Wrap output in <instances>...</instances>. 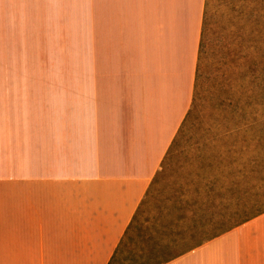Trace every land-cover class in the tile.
Wrapping results in <instances>:
<instances>
[{"label": "crops", "instance_id": "0c3cea01", "mask_svg": "<svg viewBox=\"0 0 264 264\" xmlns=\"http://www.w3.org/2000/svg\"><path fill=\"white\" fill-rule=\"evenodd\" d=\"M80 8L0 0V264H109L192 104L205 0H87L81 126ZM160 264H264V211Z\"/></svg>", "mask_w": 264, "mask_h": 264}, {"label": "rangeland", "instance_id": "374dc122", "mask_svg": "<svg viewBox=\"0 0 264 264\" xmlns=\"http://www.w3.org/2000/svg\"><path fill=\"white\" fill-rule=\"evenodd\" d=\"M87 13L81 0V126L99 95L88 82ZM201 36L187 121L112 264H160L209 229L192 237V228H228L264 208V129L255 125H264V0H205Z\"/></svg>", "mask_w": 264, "mask_h": 264}, {"label": "trees", "instance_id": "16d2710c", "mask_svg": "<svg viewBox=\"0 0 264 264\" xmlns=\"http://www.w3.org/2000/svg\"><path fill=\"white\" fill-rule=\"evenodd\" d=\"M201 38H202V36H201ZM194 93V92H193ZM194 95V94H193ZM193 99H194V97H193ZM193 99H192V101H193ZM186 121H187V116H185V118L183 119V121H182V123H181V125H180V127H179V129H178V131H177V133H176V135H175V137H174V139H173V141L171 142V144H170V146H169V148H168V150H167V152H166V154H165V157H164V159H166L167 158V156H169L171 153H172V149H173V147H174V145L176 144V142L178 141V139L180 138V134H181V132H182V129H183V127H184V123H186ZM246 125V124H245ZM255 125H257V126H259V128H261L262 130L264 129V125L262 126V123H260V122H256L255 123ZM243 126V125H242ZM237 128H239V127H237ZM259 128H257V130L259 129ZM264 131H262V133H263ZM257 138V137H256ZM258 138L259 139H264V137H262V136H258ZM164 159H163V161H164ZM164 165V164H163ZM162 165V166H163ZM264 211V208L263 209H257V211L255 212V213H252V214H250V215H248V216H245V218H243L241 221H239V222H236L235 224H238V223H241V222H243V221H245V220H247V219H249V218H251V217H253V216H255V215H257V214H260L261 212H263ZM223 218H224V214H223V217H222V220H220V221H212L214 224H216V225H218V224H220L222 221H223ZM235 224H233V225H235ZM130 225V224H129ZM233 225H231V226H229L228 228H224V226L221 228V227H199V228H196V229H194V228H192V230H191V232H189V235L190 236H192V237H194L195 235H197V231H198V229L200 230H203V229H206V228H209L207 231H206V233H205V235H203L202 236V238H200V239H198L196 242H194L193 243V245H191L190 247H188L186 250H189V249H191V248H194L195 246H197V245H200L201 243H203V242H205V241H207V240H209V239H211V238H213V237H215V236H217V235H219V234H221V233H223L225 230H227V229H229V228H231ZM218 228V229H217ZM128 229V228H127ZM126 232H127V230H126ZM126 232H125V235H126ZM125 235L123 236V238L121 239V241L119 242V244H118V246H117V248H116V250H115V253L113 254V257L111 258V261L109 262V264H112L113 262H114V259H115V256H116V254H117V252L120 250V248H122V245L124 244V237H125ZM180 238H184V237H180ZM186 250H183L182 252H180L179 254H181V253H183L184 251H186ZM179 254H177V255H179ZM176 256V255H175ZM174 257V256H173ZM167 261V260H166Z\"/></svg>", "mask_w": 264, "mask_h": 264}]
</instances>
